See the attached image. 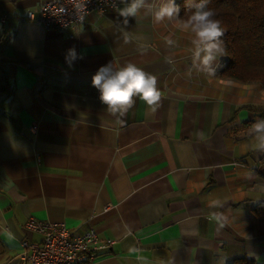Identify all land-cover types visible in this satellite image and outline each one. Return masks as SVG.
I'll use <instances>...</instances> for the list:
<instances>
[{"label":"crops","instance_id":"0c3cea01","mask_svg":"<svg viewBox=\"0 0 264 264\" xmlns=\"http://www.w3.org/2000/svg\"><path fill=\"white\" fill-rule=\"evenodd\" d=\"M42 1L0 0V264L41 241L30 219L112 242L88 264H264V151L246 125L264 88L223 78L226 56L207 77L167 21L125 25L111 9L46 29L27 19ZM128 62L158 78L162 98L152 113L134 97L118 123L91 79Z\"/></svg>","mask_w":264,"mask_h":264},{"label":"clouds","instance_id":"9594fccd","mask_svg":"<svg viewBox=\"0 0 264 264\" xmlns=\"http://www.w3.org/2000/svg\"><path fill=\"white\" fill-rule=\"evenodd\" d=\"M111 7L123 18L125 25L129 17H147L157 25L167 21L176 31L185 33L193 46V66L198 67L209 78L215 77L216 69L212 67L213 63L227 55L224 42L220 39L224 35L222 21L215 18L216 13L208 8L207 0H200L192 5L193 11L184 19L180 18V6L175 0H160L159 4L155 3V0H119V3L112 0ZM173 35L164 37L167 47L176 46ZM130 39L126 37L125 43ZM78 58L80 57L74 48L68 50L66 61L69 64ZM168 62H172L171 57ZM91 84L99 91V99L107 106L108 114L115 117L118 123L123 122L122 118L134 106V97L138 96L152 113L160 106L162 93L158 88V78L132 62L116 70L112 63L99 67L92 76ZM250 135H253L255 150L264 151V119L255 121L251 126ZM220 206V200L209 203V208ZM220 218L221 214L215 212L209 215V219L217 223Z\"/></svg>","mask_w":264,"mask_h":264},{"label":"built area","instance_id":"2783aa9c","mask_svg":"<svg viewBox=\"0 0 264 264\" xmlns=\"http://www.w3.org/2000/svg\"><path fill=\"white\" fill-rule=\"evenodd\" d=\"M111 3L112 0H43L27 19L46 29L76 30L92 12L102 15L113 9ZM6 19L0 16V23ZM26 227L39 233L41 241L20 242L19 264H88L112 244L101 241L93 229L76 232L63 223L30 219Z\"/></svg>","mask_w":264,"mask_h":264},{"label":"trees","instance_id":"16d2710c","mask_svg":"<svg viewBox=\"0 0 264 264\" xmlns=\"http://www.w3.org/2000/svg\"><path fill=\"white\" fill-rule=\"evenodd\" d=\"M199 2L179 0L180 18L190 15L192 5ZM207 6L215 11L224 30L220 39L226 47L227 63L220 75L243 83L256 82L264 88V0H207ZM246 108L255 113V120L246 125L264 119V106Z\"/></svg>","mask_w":264,"mask_h":264},{"label":"rangeland","instance_id":"374dc122","mask_svg":"<svg viewBox=\"0 0 264 264\" xmlns=\"http://www.w3.org/2000/svg\"><path fill=\"white\" fill-rule=\"evenodd\" d=\"M250 83H256V82H250Z\"/></svg>","mask_w":264,"mask_h":264}]
</instances>
